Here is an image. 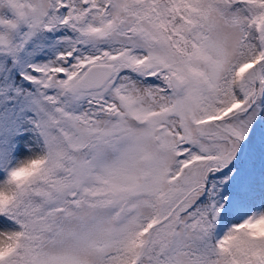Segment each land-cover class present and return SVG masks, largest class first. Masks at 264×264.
Returning a JSON list of instances; mask_svg holds the SVG:
<instances>
[{"label": "snow or ice", "instance_id": "1", "mask_svg": "<svg viewBox=\"0 0 264 264\" xmlns=\"http://www.w3.org/2000/svg\"><path fill=\"white\" fill-rule=\"evenodd\" d=\"M0 264H264V0H0Z\"/></svg>", "mask_w": 264, "mask_h": 264}]
</instances>
